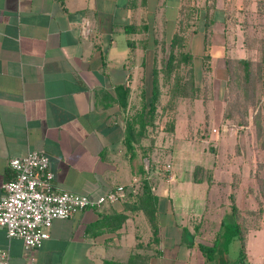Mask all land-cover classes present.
Returning a JSON list of instances; mask_svg holds the SVG:
<instances>
[{
	"label": "crops",
	"instance_id": "crops-1",
	"mask_svg": "<svg viewBox=\"0 0 264 264\" xmlns=\"http://www.w3.org/2000/svg\"><path fill=\"white\" fill-rule=\"evenodd\" d=\"M182 2L0 0V196L9 159L31 151L47 155L56 189L96 198L140 179L144 151L153 156L161 135L187 146L180 116L187 98L178 100L173 125L159 131L155 120L145 135L129 130L150 92L155 48L177 32ZM241 50L235 57L248 56L243 42ZM219 51L211 53L212 80L224 78L229 50ZM196 101L205 107L201 99L190 104ZM222 124L229 126L222 134L233 130ZM173 170L175 180L159 185L149 174L152 198L131 192L54 219L33 252L0 228V248L9 264H264V211L256 212L254 185L233 182L235 171L223 163L209 183L174 160ZM223 223L239 227L230 242L220 239Z\"/></svg>",
	"mask_w": 264,
	"mask_h": 264
},
{
	"label": "rangeland",
	"instance_id": "rangeland-1",
	"mask_svg": "<svg viewBox=\"0 0 264 264\" xmlns=\"http://www.w3.org/2000/svg\"><path fill=\"white\" fill-rule=\"evenodd\" d=\"M177 32L187 35V48L194 54L201 52L213 53L226 48L231 56L244 55L242 42L244 36L254 40L264 36V0H182ZM202 14L214 19L206 30L207 35L196 32L199 29ZM203 48V49H202ZM202 49V50H201ZM211 50V51H210ZM169 42L160 41L155 48V65L158 71L159 88L168 93L175 75L183 74V68L175 69L172 78L168 81L165 76V64L169 56ZM248 56L259 59L261 55L248 50ZM212 73L201 71V75L207 82L213 84V93L209 94L208 104L203 107L200 101L190 104L187 99V111H181L182 119L187 120V146L184 143L172 146L165 138V134L159 137L157 152L151 155L144 151V156L157 158L160 162L168 159L172 163L176 161L181 167L187 168L191 178H199L203 182H215L214 168L223 163L235 171L233 182L240 184H253L257 194L256 212H263L262 200L259 199V179L264 177V150L257 146L252 124H237L228 121L233 126L230 131L233 135L213 132L223 123L222 111L224 107L222 98L223 78L211 79ZM174 78V79H173ZM201 84V81H198ZM221 92V93H220ZM169 96L162 94L159 97L156 113V121L160 127L171 121L177 111L169 113L161 106L167 105ZM222 101V102H221ZM193 102V101H192ZM223 104V105H221ZM164 106V107H165ZM260 107L264 111V95ZM166 112V113H165ZM170 118V119H169ZM251 121V120H250ZM170 123V124H171ZM249 126L250 128L246 127ZM147 146V145H145ZM144 146V147H145ZM177 155H175V154ZM174 159H172L173 157ZM154 169V168H153ZM219 179H222L219 177ZM154 183H166L162 176L156 175Z\"/></svg>",
	"mask_w": 264,
	"mask_h": 264
},
{
	"label": "trees",
	"instance_id": "trees-1",
	"mask_svg": "<svg viewBox=\"0 0 264 264\" xmlns=\"http://www.w3.org/2000/svg\"><path fill=\"white\" fill-rule=\"evenodd\" d=\"M214 19L202 14L199 22L198 33L207 35L206 30L211 26ZM187 35L176 32L169 43V56L165 64V76L169 81L175 69L183 68V74L175 75L174 82L169 89V101L165 107L168 114L175 112L177 102L180 98H187L191 101L201 99L206 106L210 93H213V84L208 83L201 71L212 73L216 66L213 62L214 56L211 53L202 52L194 54L188 48L186 50ZM244 47L249 51L259 53V59L246 57H231L229 54L223 56L224 78L222 82L223 98V122H236L237 124L249 123L253 125L257 146L264 150V111L260 107L264 95V36L254 40L244 36ZM158 71L155 62L152 66V77L149 82L150 92L144 94V100L139 111L135 112L129 121V130H140V135L148 127L154 126L157 116L159 97L162 95L158 82ZM201 81V84L198 83ZM174 119L171 118V120ZM251 120V121H250ZM138 124V127L135 125ZM173 125V121H172ZM142 177L135 190L130 196H138L143 193L142 199L152 198L149 180L143 171ZM195 181H200L194 177ZM260 191L264 198V177L259 179ZM143 190V192H142ZM232 210L237 212L233 205ZM239 233V227L235 224H222L220 239L230 242ZM243 250L241 249V253Z\"/></svg>",
	"mask_w": 264,
	"mask_h": 264
},
{
	"label": "built area",
	"instance_id": "built-area-1",
	"mask_svg": "<svg viewBox=\"0 0 264 264\" xmlns=\"http://www.w3.org/2000/svg\"><path fill=\"white\" fill-rule=\"evenodd\" d=\"M228 127L221 124L212 131L227 132ZM143 163L148 180L149 174H160L166 183L175 180L170 160L160 162L157 158L145 157ZM8 168L11 175L2 184L0 196V228H4L8 238L21 239L27 252L38 249L49 237L54 219L71 218L78 211L123 201L141 179H134L130 185H116L92 198L56 189L49 159L43 152L31 151L23 157H11ZM0 264H9V254L3 248H0Z\"/></svg>",
	"mask_w": 264,
	"mask_h": 264
}]
</instances>
